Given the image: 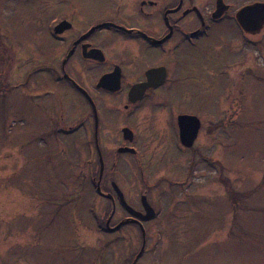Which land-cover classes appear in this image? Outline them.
<instances>
[{"label": "flooded vegetation", "instance_id": "af4514ba", "mask_svg": "<svg viewBox=\"0 0 264 264\" xmlns=\"http://www.w3.org/2000/svg\"><path fill=\"white\" fill-rule=\"evenodd\" d=\"M10 1L0 0V65L10 70L4 75L0 73V85L7 87L15 81L14 88L37 93L41 98L37 108L47 116L50 110L60 113L61 83L84 99L88 106L84 121L67 124L63 112L59 118L48 116L50 125L47 121L42 124L38 136L50 153L55 151L53 147L58 146L61 136L69 138L83 131L86 152L83 156L73 155L71 161L93 178L96 194L111 205L104 219L105 233L117 235L108 243L131 241L133 237L124 240L121 233L127 225L138 229V239L143 243L138 224L128 223L112 231L132 219L113 185L135 212L144 214L145 197L156 216L142 222L144 255L150 236L145 226L159 222L163 212L150 198L153 190L163 191L165 207L173 194L179 192L182 197L189 189L187 185L194 186V179L218 177L219 153L215 152L220 147V131L231 128L232 113L228 109L232 102L227 103L224 98L230 95L223 90L216 112L215 103L210 106L211 113L202 107L203 101L201 106L198 101L188 108L187 103L203 92L191 94L192 81L239 78L242 72L238 68L245 71L250 66V51L246 53V49L261 43L255 38L264 39V25L256 32L257 21L250 17L245 20L244 29L238 15L253 5L261 8L264 0H69L67 4L55 0L51 5L58 9L45 23L37 18V44L29 45L25 31L27 14L18 11L16 5L11 8ZM206 49L230 50L232 58L206 59ZM193 51L201 53L202 58L194 59ZM206 101L213 104L208 97ZM105 124L108 128H103ZM196 126L198 131L188 146ZM181 127L191 131L188 144L182 141ZM164 128L176 133L177 148L166 159L168 162L161 164L153 160L148 150L158 144ZM94 155L97 161H88ZM127 156L134 157L135 163L126 160ZM145 156L143 163L141 157ZM110 160L145 180L146 189L140 191L136 202L128 199L132 195L128 182L120 185L114 181L115 166L108 170L106 165ZM120 250L121 244L118 253L108 257L110 264L127 263ZM136 258L137 255L131 264H138Z\"/></svg>", "mask_w": 264, "mask_h": 264}, {"label": "rangeland", "instance_id": "374dc122", "mask_svg": "<svg viewBox=\"0 0 264 264\" xmlns=\"http://www.w3.org/2000/svg\"><path fill=\"white\" fill-rule=\"evenodd\" d=\"M53 1H10L11 8L16 5L27 14L28 45L37 44V18L45 23L58 9L51 5ZM255 40L261 43L246 49L250 66L245 71L238 68L239 78L192 81L191 94L203 92L187 103L188 108L198 101L201 106L203 101L207 111L215 103L216 112L223 90L230 95L224 99L232 102L228 109L231 128L220 131V147L215 152L219 153L218 177L194 179V186L187 185L182 197L179 192L170 196L165 207L163 191L153 190L150 198L163 212L159 222L145 226L150 236L138 264H264V39ZM204 51L206 59L232 58L230 50ZM192 54L194 59L202 58L198 51ZM6 71L9 68L0 65V73ZM14 83L0 85V264H110L108 259L118 253L120 244L123 260L138 253L140 234L132 225L121 231L123 239L133 237L131 241L107 242L117 235L107 232L108 237L101 227L109 203L96 194L93 178L71 161L73 155L86 152L83 131L69 138L61 136L50 153L38 136L42 124L50 125L48 116L59 118L63 112L67 124L84 121L88 112L84 99L61 83L60 113L50 110L47 116L37 108L41 101L37 93L18 90ZM159 136L158 144L148 152L154 161L166 164L176 151L177 137L169 128ZM124 158L135 161L131 156ZM141 159L146 163V156ZM90 160L96 162V155ZM114 163L108 161L107 169L115 166L114 181L128 182L132 194L128 199L136 202L146 189L145 180Z\"/></svg>", "mask_w": 264, "mask_h": 264}, {"label": "water", "instance_id": "95a60500", "mask_svg": "<svg viewBox=\"0 0 264 264\" xmlns=\"http://www.w3.org/2000/svg\"><path fill=\"white\" fill-rule=\"evenodd\" d=\"M263 7L264 6H262L260 8V6L253 5L252 7L244 8L242 10V12L238 15V21H239L240 25L244 29H246L247 28V24H246L245 20H247L248 18L251 17L253 22L257 21L255 27L258 28V29H256V32H258L262 28V26L264 25V8ZM258 17H259V19L257 20ZM197 131H198V126H196V129L194 130V135L192 137V140L188 144V142L186 140L190 139L188 137V135H190L191 131H188L187 128L183 129L181 127V137H182L183 143L184 144H188V146H191V144H192V142H193V140H194V138L196 136ZM113 187L115 189V192L119 196L123 206L130 212V214L132 216V219L120 223V225L115 227L114 229H112V231L117 230L121 225H126L128 223H135V224H138L140 226V230H141V232L143 234V243H142V247H141V249H140V251H139V253L137 255V258H136V259H138V258H140L142 256V254L144 252V249H145V231H144L142 222L152 220L153 218H155L156 213L153 210V208L147 203L145 197L142 198L144 214L135 212L131 207H129L126 204V202L124 201L122 193L116 187L115 184L113 185ZM105 197L108 198V199L113 200V198L111 196H105ZM112 214H114V211L112 212Z\"/></svg>", "mask_w": 264, "mask_h": 264}, {"label": "trees", "instance_id": "16d2710c", "mask_svg": "<svg viewBox=\"0 0 264 264\" xmlns=\"http://www.w3.org/2000/svg\"><path fill=\"white\" fill-rule=\"evenodd\" d=\"M111 205L109 204V206H108V210H109V213H110V207ZM109 213H107V215L106 216H108V214ZM104 222H105V220H103V224H104ZM140 241V240H139ZM137 254V253H136ZM136 254H133L132 256H130L128 259H127V263L125 262V264H131V262H132V260H133V258H134V256L136 255Z\"/></svg>", "mask_w": 264, "mask_h": 264}]
</instances>
